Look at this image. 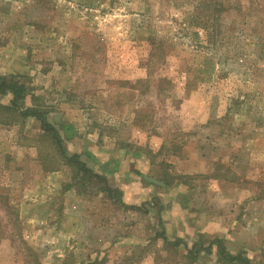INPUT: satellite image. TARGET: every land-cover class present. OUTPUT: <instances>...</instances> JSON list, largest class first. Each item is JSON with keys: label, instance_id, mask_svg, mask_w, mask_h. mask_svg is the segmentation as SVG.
I'll return each mask as SVG.
<instances>
[{"label": "rangeland", "instance_id": "rangeland-1", "mask_svg": "<svg viewBox=\"0 0 264 264\" xmlns=\"http://www.w3.org/2000/svg\"><path fill=\"white\" fill-rule=\"evenodd\" d=\"M0 74L78 154L0 93V264H264V0H0Z\"/></svg>", "mask_w": 264, "mask_h": 264}, {"label": "trees", "instance_id": "trees-1", "mask_svg": "<svg viewBox=\"0 0 264 264\" xmlns=\"http://www.w3.org/2000/svg\"><path fill=\"white\" fill-rule=\"evenodd\" d=\"M7 92H12L13 94V97L9 100L10 104L2 105V106L0 104V106L3 109L8 110L11 114H15V116H11V114H8L5 118V121L11 122L15 119V117H19V116H23V117L35 116L41 121V128L43 134L49 135L51 137L54 144L56 145L57 148L56 150H58V152L60 153V156L63 159H66L67 162L70 164H75L76 162L78 163V161H75L74 163L69 162L70 160L77 158L78 154H73L69 156L66 150L64 139L61 137L60 132L46 119L47 112L43 110L39 105L25 108L22 102V99L24 98V94H23L24 86L22 84H17L15 77L13 75L11 77H8L0 74V93L4 94ZM96 176L101 180H104V176H100V175L99 176L96 175ZM104 184H105V188H103V190H108L109 192L114 190L111 188V186H109V184L106 181L104 182ZM220 252L226 255L225 257H227L230 260H235L236 258L231 255H228V253L224 249V246L220 247ZM29 255H34V254H29ZM243 260L248 262L247 259H243Z\"/></svg>", "mask_w": 264, "mask_h": 264}]
</instances>
